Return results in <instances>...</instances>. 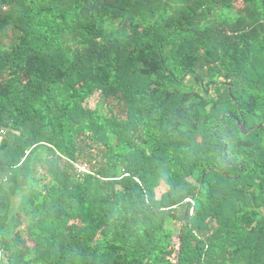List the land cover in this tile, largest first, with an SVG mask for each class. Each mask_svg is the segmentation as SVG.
<instances>
[{
	"label": "trees",
	"instance_id": "trees-1",
	"mask_svg": "<svg viewBox=\"0 0 264 264\" xmlns=\"http://www.w3.org/2000/svg\"><path fill=\"white\" fill-rule=\"evenodd\" d=\"M0 127V264H264V0H0Z\"/></svg>",
	"mask_w": 264,
	"mask_h": 264
},
{
	"label": "rangeland",
	"instance_id": "rangeland-1",
	"mask_svg": "<svg viewBox=\"0 0 264 264\" xmlns=\"http://www.w3.org/2000/svg\"><path fill=\"white\" fill-rule=\"evenodd\" d=\"M235 6H234V9H235V11H239V10H241L242 8H243V4L241 3V2H237V3H235L234 4ZM9 35H11L10 33H9ZM4 45H9V42H8V40H4ZM211 91V90H210ZM99 101H100V95L99 94H97V95H95L93 98H91L87 103H86V107H88L89 109H96V107L98 108V107H100L101 106V104H99ZM108 139H109V136H108ZM85 169H83V171H84ZM164 189H165V186H161L160 187V190H158V197L160 196V194L164 191ZM185 219V218H184ZM183 223H184V221H183ZM26 229V226L25 225H22V231H24ZM172 237H173V242L175 243V244H177L178 242H179V235L181 234V232H180V234H179V231H180V229H181V224L180 223H175V224H173V226H172ZM182 231V230H181ZM180 242H181V240H180ZM177 246V245H176ZM170 257L172 258V256L170 255Z\"/></svg>",
	"mask_w": 264,
	"mask_h": 264
},
{
	"label": "built area",
	"instance_id": "built-area-1",
	"mask_svg": "<svg viewBox=\"0 0 264 264\" xmlns=\"http://www.w3.org/2000/svg\"><path fill=\"white\" fill-rule=\"evenodd\" d=\"M5 135H6V132L4 131V129L2 127H0V143L4 139Z\"/></svg>",
	"mask_w": 264,
	"mask_h": 264
},
{
	"label": "water",
	"instance_id": "water-1",
	"mask_svg": "<svg viewBox=\"0 0 264 264\" xmlns=\"http://www.w3.org/2000/svg\"><path fill=\"white\" fill-rule=\"evenodd\" d=\"M253 129H259V127H254ZM241 130H242V132H244V130H245V125L242 126ZM185 222H186V217H185V219H184V223H185ZM181 234H182V232H181Z\"/></svg>",
	"mask_w": 264,
	"mask_h": 264
},
{
	"label": "clouds",
	"instance_id": "clouds-1",
	"mask_svg": "<svg viewBox=\"0 0 264 264\" xmlns=\"http://www.w3.org/2000/svg\"><path fill=\"white\" fill-rule=\"evenodd\" d=\"M4 138H5V136H4ZM3 140H4V139H3ZM3 140H2V141H3ZM84 171H85V170H84Z\"/></svg>",
	"mask_w": 264,
	"mask_h": 264
}]
</instances>
